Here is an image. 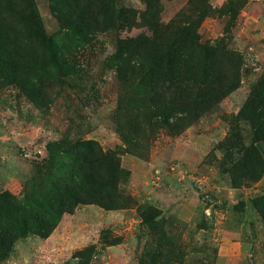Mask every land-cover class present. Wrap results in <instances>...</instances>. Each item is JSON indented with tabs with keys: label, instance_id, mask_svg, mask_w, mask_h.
Returning a JSON list of instances; mask_svg holds the SVG:
<instances>
[{
	"label": "rangeland",
	"instance_id": "rangeland-1",
	"mask_svg": "<svg viewBox=\"0 0 264 264\" xmlns=\"http://www.w3.org/2000/svg\"><path fill=\"white\" fill-rule=\"evenodd\" d=\"M156 1L155 14L145 17L149 0H119L134 11V26L77 48L49 1L34 0L58 60L50 62L46 50L35 56L29 39L21 64L32 75L0 86V193L19 197L47 156L46 144L66 136L117 155L124 205H79L48 237L19 239L0 264H149L153 252L169 256L153 264H264V173L233 186L230 165L220 167L232 125L251 140L239 112L264 77V0ZM179 19L200 43L218 48L232 79L229 94L197 119L182 115L178 103L174 110L166 104L162 85L149 79L148 60H134L127 83L118 80L113 60L118 41L152 37L149 25L174 43L177 29L165 28ZM68 53L77 78L60 63ZM258 148L264 163V145Z\"/></svg>",
	"mask_w": 264,
	"mask_h": 264
},
{
	"label": "trees",
	"instance_id": "trees-1",
	"mask_svg": "<svg viewBox=\"0 0 264 264\" xmlns=\"http://www.w3.org/2000/svg\"><path fill=\"white\" fill-rule=\"evenodd\" d=\"M48 1L51 13L72 36L71 45L77 48L90 45L99 33L122 32L134 26V11L123 7L119 0ZM149 1L145 17L155 14L153 6L157 1ZM181 23L179 19L175 26L165 28L177 29L172 44L162 41L152 25H149L153 34L150 38L140 35L118 41L113 60L122 83L128 82L136 58L148 60L149 79L162 85L168 94L166 104L173 107L178 103L182 115L197 119L229 94L232 79L222 70L218 48L200 43L195 32L181 28ZM29 39L36 43L35 56L46 50L50 62L58 60L51 40L41 28L34 0H0V86L14 84L19 76L32 75L26 74L21 64L26 57L21 52L28 49L22 45ZM71 54L64 55L60 63L68 70L66 76L77 78L79 69ZM239 115L250 124L251 140L246 143L232 125L221 147L224 155L220 167L230 165L227 172L233 186L242 185L238 179L257 180L264 173L263 156L258 148V143L264 145V77L251 90ZM45 149L47 156L35 165L36 174L23 184L19 197L0 193V263L19 239L30 234L48 237L61 217L72 214L79 205L96 204L104 210L123 208L119 185L125 172L115 153L103 151L94 140L66 136L49 141ZM240 168L242 173L236 177L234 170ZM149 257V264H153L169 256L153 252Z\"/></svg>",
	"mask_w": 264,
	"mask_h": 264
}]
</instances>
